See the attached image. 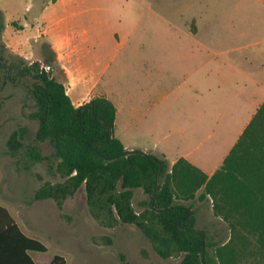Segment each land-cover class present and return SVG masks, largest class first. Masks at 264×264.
Segmentation results:
<instances>
[{"label": "trees", "instance_id": "1", "mask_svg": "<svg viewBox=\"0 0 264 264\" xmlns=\"http://www.w3.org/2000/svg\"><path fill=\"white\" fill-rule=\"evenodd\" d=\"M1 59L0 54V65ZM49 62L19 57L6 66L12 76L31 79L35 139L48 140L52 146L44 154L35 143L26 144L24 152L30 162L45 160L49 171L61 178L43 179L32 199L51 198L60 209L63 200L81 187L87 211L102 225L133 223L159 256L180 255L177 264H207L206 247L213 243L195 227L188 200L209 197L212 212L226 222L229 231L224 243L213 246L211 263L242 264L241 255H245L247 264H264V99L220 164L207 175L181 156L168 165L161 156L124 148L112 133L113 102L97 94L74 105L62 81L41 66H50ZM22 135L20 127L9 132L5 145L11 155L23 147ZM136 189L143 194L138 209L132 206ZM45 248L24 234L0 205V264H38L28 250ZM42 264H65V259L55 253Z\"/></svg>", "mask_w": 264, "mask_h": 264}, {"label": "rangeland", "instance_id": "2", "mask_svg": "<svg viewBox=\"0 0 264 264\" xmlns=\"http://www.w3.org/2000/svg\"><path fill=\"white\" fill-rule=\"evenodd\" d=\"M34 3L35 0H0V191L7 192L6 197L17 212L31 206L32 191L43 179H61L49 171L45 160H28L24 152L26 144L35 143L44 154H49L52 146L48 140L35 139L37 119L33 115L31 79L29 76H12V72L6 70V66L19 57L25 61L37 59L33 56L25 58L16 48L13 50L6 45V39L16 36L20 28L16 15L25 13ZM83 6L85 25L98 26L105 31L116 29L124 36L119 39L121 45L107 68L110 71L116 67L121 85H128L144 67V56L137 58L134 56L136 51L132 54L126 49V45L139 35L145 42L153 44L154 57L161 51L166 53L163 57L171 65L168 75L185 68V62L193 58H231L251 73L264 71V0H86ZM7 15L13 17L5 27ZM195 20L199 26L193 34L188 30V24L194 25ZM162 44H167V48ZM49 63L47 69L56 78L64 79L56 61ZM186 69L190 71V66ZM17 127L23 129V147L11 155L5 140ZM141 197L142 192L136 189L132 197L135 209L140 207L138 200ZM62 204L60 209L57 208V216L49 207L35 204L30 207L31 221L46 245L41 256L58 253L64 257L65 264H177L180 258V255L159 256L149 239L133 223L116 222L105 226L95 220L87 211L81 187ZM203 204L204 224L198 227L211 239L218 233L227 236L226 222L212 212L210 198ZM241 261L247 264L249 257L241 255Z\"/></svg>", "mask_w": 264, "mask_h": 264}, {"label": "crops", "instance_id": "3", "mask_svg": "<svg viewBox=\"0 0 264 264\" xmlns=\"http://www.w3.org/2000/svg\"><path fill=\"white\" fill-rule=\"evenodd\" d=\"M85 1L35 0L25 13L16 15L20 28L16 36L6 39V45L13 50L16 48L25 58L56 61L64 76L59 80L74 105L97 94L108 97L115 107L112 133L124 148L161 156L168 165L181 156L209 175L264 99V71L251 73L231 58H193L185 62L190 71L185 67L168 75L171 65L163 57L166 53L161 51L154 57L153 44L139 35L126 49L132 54L136 51L137 58L143 55L144 67L128 85H121L116 67L110 71L107 68L121 45L119 39L124 36L116 29L105 31L98 26L85 25ZM9 15L5 18V27L13 17ZM198 26L196 20L194 25L189 22L188 30L196 34ZM162 45L167 48V44ZM115 63L114 59L113 66ZM199 191L200 188L195 195ZM6 194L0 191V205L24 234L42 242L29 210L35 204L53 209L57 216L54 201L31 198V206L17 212ZM207 198L188 200L197 228L204 224L201 207L205 206L203 202ZM218 234L211 239L205 232L206 241L213 243L206 247L207 264H212L213 246L228 239V235ZM45 251L46 248L28 250V254L35 263L42 264L55 254L41 256Z\"/></svg>", "mask_w": 264, "mask_h": 264}, {"label": "built area", "instance_id": "4", "mask_svg": "<svg viewBox=\"0 0 264 264\" xmlns=\"http://www.w3.org/2000/svg\"><path fill=\"white\" fill-rule=\"evenodd\" d=\"M41 66H42L44 69L49 68V65H47V64H42Z\"/></svg>", "mask_w": 264, "mask_h": 264}]
</instances>
